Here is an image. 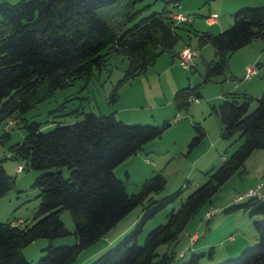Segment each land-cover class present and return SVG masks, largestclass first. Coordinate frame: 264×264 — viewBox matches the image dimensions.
Wrapping results in <instances>:
<instances>
[{
  "label": "trees",
  "instance_id": "16d2710c",
  "mask_svg": "<svg viewBox=\"0 0 264 264\" xmlns=\"http://www.w3.org/2000/svg\"><path fill=\"white\" fill-rule=\"evenodd\" d=\"M116 1H0V126L14 121L25 131L19 142L8 146V157L21 165V170L53 169L34 177L30 184L38 190V203L30 224L20 227L0 220V264H31L21 250L37 238H45L48 243L34 264H70L81 250L103 237L143 202L142 212L132 228L89 264H167L173 252H164L155 261L156 248L176 243L187 222L201 208L211 205V197L228 178L243 173L244 161L251 152L264 149V88L251 111L248 108L252 98L248 93H225L218 104L211 106V111L219 119L220 139L230 141L229 146L236 144L235 148L217 167L205 171V181L189 192L177 209L166 214L164 223L148 231L138 243L143 225L173 203L181 188L152 199L151 194L161 191L165 184L161 172L156 171L128 194L113 168L145 143L159 138L170 122L128 124L117 120L113 113L80 110L76 114L81 118L69 123L57 121L51 129L42 131L39 122L22 116L53 96L55 90L74 81L87 83L109 67L111 59L122 57L127 61L126 67L107 95L108 102L114 103L123 83L144 73L163 52H172L181 39L178 30L184 27L171 18L166 8L150 12L116 33L96 13L98 8ZM178 1L168 0L172 4ZM185 24L191 27V23ZM188 29L184 30L196 36L197 48L208 44L213 49V58L203 62L202 83L210 82L225 72L231 54L252 40L264 39V4L238 8L231 14V24L215 34ZM199 86L188 84L174 92L175 112L186 110L189 98H200ZM57 110L59 107L50 113ZM191 128L188 150L204 137L200 123L193 121ZM8 139L7 131L0 132V143ZM62 167L68 170L66 177L62 175ZM13 182L14 178L0 163V197ZM238 201L225 206L223 214L241 210L248 211L250 216H264L263 197L249 196ZM62 210L70 214L74 243L53 246L52 239L69 233L59 219ZM252 227L256 243L219 264H264V218L253 220ZM211 252L212 247L208 253ZM196 259L191 254L184 264H193Z\"/></svg>",
  "mask_w": 264,
  "mask_h": 264
},
{
  "label": "rangeland",
  "instance_id": "374dc122",
  "mask_svg": "<svg viewBox=\"0 0 264 264\" xmlns=\"http://www.w3.org/2000/svg\"><path fill=\"white\" fill-rule=\"evenodd\" d=\"M0 1L14 3L17 0ZM263 4L264 0H180L176 4H172L168 2V0H118L113 4L98 8L96 13L116 33L130 27L135 21L150 12H160L164 8H166L167 13L170 12V14H172L180 12L181 14L188 16V23H190V20L192 19L193 23L191 24V27L185 24L186 22L180 23L181 27H184V29L190 28L188 30L191 32L194 30L197 32H207L208 25L205 20L207 16H212L215 18V26H219L218 29H213L215 31H213L212 34H215L227 28L231 24V14L238 8L259 6ZM184 29L178 30L181 39L177 42L175 48L183 42L189 43L192 46L195 45V41L193 39L186 38L187 31ZM208 47L211 46L208 45ZM250 55H258L257 62L261 65L257 68L255 65L256 61H253L252 67L254 68L255 74L249 76V78L244 77V75L242 76L241 74H237L236 72L235 74L232 73L230 75L227 67L222 75L213 77V80L210 82L202 83L203 64L200 58H197L196 62L194 60V65L196 63L195 67L193 65L189 69L180 68V71L184 75L183 87L188 84L190 86L199 84L200 98L197 100H191L186 110L182 109L181 111L175 113V115H180L178 123L183 125L179 131L169 129L174 125V123L171 122L170 126L163 131L159 138L156 139H160L161 141L158 144V161L161 163L166 162L168 159L169 162L165 171L161 173L165 178V184L161 191L151 194V198L157 200L174 192L175 190H178L179 188H181V191L173 203L166 205L164 208L159 210L143 225L141 232L137 237L138 243L142 242L148 231L155 226L164 223L166 214L172 209H177L186 195L198 184L205 181V171L210 168L211 164H218L221 154L228 156L235 148L234 146L236 145L232 144L229 146L230 141L221 140L220 138H218L220 143H225L227 147L223 148L221 145L218 147L217 144H214L217 151L214 150V147L207 148L211 143L209 138L211 139L215 137L216 134L219 137V119L218 116L211 111V106L218 104L222 95L218 97L219 99H210L208 96L212 94V89H222V92H224L228 85L236 87L241 80L246 81L244 83L248 84L247 82L251 79L254 81V84L251 86L253 93H248V95L252 98L248 108V111H251L255 107V98L259 96L264 88V85L260 90H258L257 87L255 88L258 83H261V81L264 82V39L252 40L249 44L241 47L238 51H235L231 54L232 57L230 56L231 62H229L228 59V66L230 64L234 70H238V65H241V61L245 60L244 58H247L248 60ZM126 64V59L122 57H115L111 59L108 65L109 67H106L108 72H106L105 69L98 75L95 73L96 75L94 74L95 76H93L87 83H84L81 80L74 81L72 84L64 88L55 90L53 96L27 110L22 115L23 118L28 121L33 120L39 122L41 126L40 129L42 131H46L51 129L57 121L69 123L81 118L80 114H76V112L80 110L92 111L95 114H100L99 112H110L109 110L114 106V104H117V100L114 103H109L107 95L113 85H115L121 78L122 71L126 67ZM141 74H138L123 83L118 89V94L122 89H126V91H128L131 88L133 92H135L136 96H138L137 92L139 87V89L144 91L145 94L148 91L145 86V82L141 80L140 85L139 78L137 80V77H140ZM151 84L153 85L155 83L151 81ZM235 92L238 91L235 90ZM140 99H145L150 104L155 102L150 94H147L145 98L141 97ZM131 100H133V97H131L128 92H125L120 98L119 104L122 105L128 102H135L136 104L142 103V101H139V103ZM142 104L145 106L144 103ZM57 107H59V110L50 113V111ZM71 111H73L71 114H67ZM145 111L148 112L150 110ZM149 119L150 120L147 123L128 124L158 125L161 123L156 122L157 124H153L154 121L152 117H149ZM191 120L200 123L204 130V137L194 148L188 150L187 144L191 136L183 139L182 133H185L187 129L192 132ZM4 130L9 133V139L0 143V159L4 158L0 161V163L3 167H6L7 174L14 178V182L12 187L0 197V220L10 221L22 227L32 222V217L38 203V199L36 198L38 190L30 186L33 178L45 171L53 169H28L19 170L18 172L13 171L17 162L8 157V146L14 142H19L24 136L25 131L21 127L20 123H15L14 121L12 124H7L5 122L1 125L0 132ZM262 151L263 150H255L246 160L245 165L252 166L251 168L253 169V173L251 177L254 178L256 184L261 183L264 186V156H262L264 155V152ZM213 153L214 156H216L215 163L210 162L209 164L207 162V164L206 160L209 159ZM143 164L145 166H150L144 162ZM204 164H206L207 167L203 168ZM123 167L124 164L122 161L113 168V173L124 182L126 192L131 194L138 189L139 184L137 185L135 183V177L137 174H141L144 168L133 167V169H131V176L125 177ZM157 170L158 169H153V171ZM61 171L62 175L66 177L68 170L65 167H62ZM149 171L150 169H148V172ZM150 174L151 172L148 173V176H150ZM236 175L237 174H233L231 180L226 181L210 199L214 206L219 209L218 213L212 217L208 223H206V219L203 217L205 207L201 208L187 222L184 230L178 236L176 243L161 244L156 248L155 252L157 257L155 258V261L159 260L164 252L169 253L172 251V257L169 259L167 264H184L189 261L191 254L197 256V259L193 264H219L226 259L237 256L240 250L256 243V241L250 243L233 253L232 256H229L226 255L225 251L231 249L235 245V242H230L227 238L228 234L225 235L224 233L226 232L225 230L230 227L233 229L237 227V230H232L236 241H238L240 235L249 238V236L255 232L252 227V221L263 219V215L250 216L248 211L237 210L229 213L220 223L215 222L219 217L224 215L222 209L225 206L223 207V203L221 204V202L229 200L236 192L240 194L243 193L242 191H244L249 182L253 181V179H249L243 174L242 180H238L239 182H237ZM143 204H145V202L135 206L103 237L81 250L75 260L70 264H89L104 250L114 245L132 228L134 223L137 221L142 212ZM19 218L21 220L17 222ZM59 219L69 233L63 237L52 239L51 244L53 246L73 244L74 237L72 235V221L69 212L67 210L60 211ZM227 225L228 227H226ZM185 232H189V235L187 236ZM193 232H196L197 234V241L195 244H190L188 239ZM47 243L48 240L45 238L34 239L21 250V253L28 262L34 264L38 258L43 255L42 249L47 245ZM211 247L212 252L208 253L209 248Z\"/></svg>",
  "mask_w": 264,
  "mask_h": 264
},
{
  "label": "crops",
  "instance_id": "0c3cea01",
  "mask_svg": "<svg viewBox=\"0 0 264 264\" xmlns=\"http://www.w3.org/2000/svg\"><path fill=\"white\" fill-rule=\"evenodd\" d=\"M177 13H180V12H177ZM205 21L209 27V28L207 27V29H208L207 32L213 33V31H215L213 29H218L219 26L218 25L215 26V23H216L215 21H212V22H209L207 20H205ZM190 23L191 24L193 23L192 19L190 20ZM187 34H189V36H187ZM186 38L193 39L195 41V45L192 46L189 43L183 42L177 48H175V46L177 45L176 44L174 46L172 52H163L162 54H160L159 57L157 58V60L155 61V63L152 66H149L146 69V71L140 75V77L139 76L137 77V80L139 78V84L140 85H141V80H143L145 82V86L148 89V91L145 94H144V91H141L139 89L140 87L138 88V92H137L138 96H136L135 92H133V90L131 88L128 91H126V89H122L120 91V93L118 94L117 104L116 103L114 104V106L109 110L110 112L107 111V112H99V113L100 114L113 113V115L116 119H118L122 122H125V123H143V122L147 123L150 120L149 117H152V119L154 121L153 124H157L156 122H162V121L166 120V121H169L170 123L171 122L174 123V125L169 129H174L176 131H179V129L181 127H183V125L181 123H178L179 119L178 120L173 119L176 112L174 110V106L172 103V96H173L174 92L177 89L183 87V85H184V80H183L184 75L180 71L181 66L179 65L178 54L184 47L189 46V47H192L194 49L196 48V50H197L198 56L194 59L195 62H196L197 58H200V60L203 64L204 61H208V60L213 58V49H212V47H208V44H204L200 48H197L196 36L186 32ZM247 55H248V53H247ZM231 57L229 58V62H231ZM257 57H258V55H255V56L250 55L248 60H247V58H244L245 60L241 61V65H238V70H234L233 67L229 64V66H227L229 74L230 75L232 73L235 74V72H236L237 74H241L243 76L245 73L246 67H252L253 61H256L255 65L257 64L256 66H257V68H259V66L261 64L259 62H257L258 61ZM195 65H196V63H195ZM195 65H194V67H195ZM257 73H258V71H257ZM249 80L250 81L247 82L248 84L244 83L246 81L241 80L240 83L238 84V86H236V87L228 85L224 92H222V89H220V90L219 89H212L213 92H212V94H210L208 96V98L217 99L219 96L222 95L220 97V99H221L225 93L235 92V90L238 91L237 93L244 92V93H250L251 94V93H253L251 90V86H252V84H254V81H252L251 79H249ZM151 81H153V83H155V84L152 85ZM263 85H264V82L261 81V83H258V85L255 86V88L257 87L258 90H260ZM240 90H241V92H240ZM125 92L126 93L128 92V94L131 97H133V100H131V101H137V102L142 101V103H144L145 106H143V104L140 102H139L140 104H136L135 102H128L126 104L120 105L119 104L120 98L123 96V93H125ZM222 93H224V94H222ZM254 93H257V92H254ZM147 94H150V96L153 98V100L155 102L150 104L145 99L144 100L140 99L141 97L145 98L147 96ZM145 110H150V111L146 112ZM139 121H142V122H139ZM149 123H151V122H149ZM182 132H183V129H182ZM191 135H192V132L187 129V131L185 133H182V138L185 139L186 137H190ZM218 138H220V137H218L217 134L215 137H213L211 139L209 138L211 143H210V145H208L207 148H213L214 144H217L218 147L220 145L223 148L227 147V145H225V143H223V142L220 143ZM159 142H161L160 139L159 140H156V139L151 140V141L145 143L142 146V148L139 151H137L135 154H133V155L127 157L125 160H123V164H124L123 170H124L125 177L131 176V169H133V167L144 168L143 172L141 174H137V176L135 177V183L137 185L138 184L140 185L141 182L146 177H148L149 172H151V173L156 172V171H153V169H155V170L158 169L157 171H160L161 173H163V171H165V169L167 168L169 160L167 159L166 162H161V163L158 161L159 159L157 157V155H158L157 152H158ZM214 150L217 151V148L214 147ZM260 150H263L262 152H264V149H260ZM166 151H168V150H166ZM254 151H252L251 154ZM251 154L244 161L243 173H241V175H236L237 182H239L238 180H240V181L242 180L243 174L247 178L253 179V181H250L249 184L246 186V188H245L246 190L251 188V187H254L256 185V181L254 180L253 177H251V175L253 173V169L251 168L252 166L245 165L246 160L251 156ZM262 156H264V155H262ZM224 157L225 156L223 154H221L220 155V161L218 162V164H211L209 169L217 167ZM215 159H216V156H214V153H213V154H211L210 158L206 160V163L207 162L209 164H210V162L215 163ZM143 162L150 165V166H145L143 164ZM204 167H207L206 164H204L203 168ZM15 168H16V166H15ZM15 168L13 171H15ZM4 169L7 172L6 167ZM148 169H150L149 172H148ZM115 176L118 178L117 175H115ZM232 176L233 175H231L228 178V180H231ZM118 179H120V178H118ZM122 183L124 185L123 181H122ZM124 187H125V185H124ZM245 189H244V191H242L243 193L240 194V193L236 192L233 194V196L230 197L229 200L221 202V204L223 203L222 206L224 207V206L232 204L234 202H239L238 200H236V197L238 195L244 194L246 192ZM263 200H264V189H263ZM211 205L214 206V204L212 202H211ZM207 207H205V209ZM227 215L228 214H224L222 217H219L215 222L220 223L221 221H223L226 218ZM20 220L21 219L19 218L17 220V222H19ZM226 227H228V225ZM237 229H238L237 227H235L234 229L230 227L227 230H225L226 231L225 233L223 232L225 235L228 234L227 238L230 242H232V243L235 242V245L231 249H228L225 251L226 255L232 256V254L235 253L236 251H238L239 249H242L244 246L249 245L250 243H253L256 241L255 232H253V234L251 236H249V238H246V236H243V235L241 236L239 234L240 237H239L238 241H236V239L233 235L234 232L232 230H237ZM185 234L188 236L189 232H187V233L185 232ZM188 241H189V239H188ZM196 241H197V238H196L195 242ZM195 242L193 244H195Z\"/></svg>",
  "mask_w": 264,
  "mask_h": 264
},
{
  "label": "built area",
  "instance_id": "2783aa9c",
  "mask_svg": "<svg viewBox=\"0 0 264 264\" xmlns=\"http://www.w3.org/2000/svg\"><path fill=\"white\" fill-rule=\"evenodd\" d=\"M171 18L177 22V23H181V22H189V17L186 15H183L181 13H172ZM207 21L212 22L215 20L214 17L212 16H208L206 18ZM197 56V50L186 46L184 47L178 54V60H179V65L181 66V68L183 69H189L190 67H192L194 65V59ZM255 74L254 68L253 67H246L245 69V73H244V77H248ZM190 100H197L195 98H189ZM180 118V115H175L173 117L174 120H178ZM11 122L9 121L8 124H10ZM19 170H21V165H16L15 171L18 172ZM263 189L264 186L261 183H257L254 187H251L249 189L246 190V192L242 195H238L236 197V200H240L244 197H249V196H254V197H263ZM219 209L216 206L213 205H209L203 214V217L205 219H211L212 217H214L217 213H218ZM197 238V234L196 232H193L190 236H189V241L190 244H192L195 239Z\"/></svg>",
  "mask_w": 264,
  "mask_h": 264
}]
</instances>
